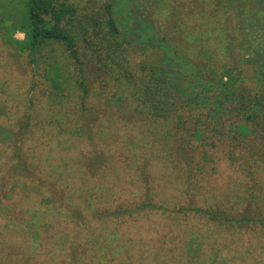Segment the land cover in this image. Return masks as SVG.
Returning a JSON list of instances; mask_svg holds the SVG:
<instances>
[{
    "label": "trees",
    "instance_id": "obj_1",
    "mask_svg": "<svg viewBox=\"0 0 264 264\" xmlns=\"http://www.w3.org/2000/svg\"><path fill=\"white\" fill-rule=\"evenodd\" d=\"M132 1L124 0L119 8L111 0H97L96 5L90 0L83 6L67 0H27L24 21L11 27L2 22L0 31L9 30L10 47L27 55L29 63L37 69H34L36 74L44 67L42 74L46 81H52L53 97L58 102L65 92L62 72L77 69L78 79L69 81L68 77L67 81L87 98L91 69L93 74H103L108 87L125 92L121 94L124 102L135 108L131 120L146 115L148 121L162 119L167 123L178 153L185 154L192 141L215 148L214 143L209 144L211 138L220 140L219 134L228 130L236 136L227 145L238 151L240 161L264 164V43L250 45L251 59L245 64L241 59L236 61L238 65H229L231 53L244 41L243 34L247 36L246 22L251 24L250 30L257 29L264 36V0H148L146 7ZM17 32L24 34L23 41L15 38ZM54 44L65 48L67 58L57 59L54 52H48ZM144 48L148 51L134 65L132 53ZM194 49L198 50L196 56ZM42 54L44 61L40 63ZM234 57L237 59V54ZM118 96L115 93L113 98L119 100ZM67 122L70 127L64 129L60 141L56 137H44L50 159L41 167L43 170L35 162L42 153L24 158L25 144L40 140L33 138L34 132L29 133L28 127L13 146L15 158L7 164L9 170L0 171L2 185L14 184L12 195L5 185L0 189L1 194L10 202L13 198L17 200L8 206L0 199V264H16L19 258L16 254L23 251L9 244V239L39 242L35 249L31 244L30 253L34 255L42 248L40 243L45 241L44 246H48L52 239L62 240L65 235L61 231L79 233L78 241L84 245L63 246L66 253L60 264H90L92 257L94 263L96 259L102 263L108 255L112 256L108 264L130 261L135 264L140 260L136 250L141 252L145 245L141 238L145 222L141 220L157 215L179 221L181 215L192 212L208 223L243 225L257 221L264 226L263 219L248 214L250 209L236 217L220 206H197L194 199L173 209L168 201L160 200L157 180L147 176L145 169L141 174L143 182L135 185L136 193L131 196L125 193L120 196L122 190L105 186L101 181L105 169L100 174L90 173L85 179L78 170V176L70 180L62 171V152L84 133L75 120ZM58 146L60 156V149L54 151ZM245 152L251 156L245 157ZM59 157L63 163H56ZM30 174L34 175L33 179L29 178ZM74 211L80 215L79 219L72 215ZM118 223L125 228L126 235L129 229L131 236H140L141 242L133 240L135 237H131L132 241L118 238ZM110 227L112 231L108 234L105 231ZM98 230L102 234L96 235ZM113 240L123 245V255L118 249L112 252ZM130 246L133 250L128 249L127 254ZM118 256L124 258L122 262ZM179 257L187 262L184 252Z\"/></svg>",
    "mask_w": 264,
    "mask_h": 264
},
{
    "label": "rangeland",
    "instance_id": "obj_2",
    "mask_svg": "<svg viewBox=\"0 0 264 264\" xmlns=\"http://www.w3.org/2000/svg\"><path fill=\"white\" fill-rule=\"evenodd\" d=\"M67 1L83 6L90 0ZM111 1L117 5L124 4V0ZM135 1L144 4L145 7L148 4V0ZM93 3L96 5L97 0H93ZM118 7L121 8L120 5ZM25 9L27 0H0V24L4 22L7 27H11L21 23L25 18ZM250 25L249 21L244 24L248 30L247 36L243 34L244 41L241 40L240 46L231 53L229 65H238L236 61L241 59L242 64L243 62L245 64V61L251 59L250 45L264 43L263 33L257 29L250 30ZM8 32L9 30L0 31V171L9 170L6 169L7 164L15 158L13 146L18 143L22 130L28 127L29 133L34 132L33 138L40 140L35 144L30 143L32 140L25 144L24 158L36 156L40 152L41 158L35 162L40 163V169L44 168L50 159V152L43 144L44 137H56L60 141L64 129L70 127L67 121L75 120V123L82 127L83 137L70 143V148H64L67 149L62 152L64 163L60 157L56 161V163L62 161V171H65L66 177L70 180L78 176V170L85 179L90 173L100 174L102 169H105L101 177L105 186L122 190L120 196H124V193L131 196L136 193L135 185L143 182L141 174L145 169L147 176L157 180L156 189L157 194L161 192L160 200L168 201L173 209L185 206L194 199L197 206L204 208L220 206L224 212L236 217L246 214L250 209L248 212L250 216L264 221V164L258 162L257 165L253 164V161L239 160L238 151L227 145L229 141H233L235 133L227 130L219 134L220 140L209 139V144L214 143L215 148L205 147L199 141H192L189 143L191 148L185 154L178 153L167 123L162 119L156 122L154 119L148 121L146 115L131 120L130 116L135 114V108L130 102H124L125 97H121V94L125 92L116 87H108V83L103 80V74H93L91 69L88 71L87 98L84 97L82 90L79 91L67 81L68 77L69 81L78 79L77 69L63 71V78L66 81L63 83L65 92H62L61 98H58L61 101L58 102L53 97L52 81H46L42 74L44 67L40 72L37 71V75L35 73L37 69L29 63L27 55L20 54L10 47L7 42ZM15 38L23 41L25 36L17 32ZM144 49L132 53L134 65L141 60L142 54L148 51ZM197 51L194 49V56L197 55ZM48 52H54L57 59L64 60L68 56L61 44H54L52 49L49 47ZM234 54H237V59ZM43 59L42 54L39 56V62L42 63ZM257 82V80L253 82L254 88ZM115 93L121 97L119 100L113 98ZM55 148L56 152L60 149L59 146ZM204 148L208 151L206 152ZM245 153V157L251 156L248 152ZM58 154L60 156L61 149ZM66 177L63 176L64 180ZM29 178L33 179L34 175L30 174ZM0 185L2 189L5 184ZM13 185V183L8 187L5 185L11 195L14 192L11 189ZM6 198L8 197L3 196L0 191L3 204L11 206L17 201L13 198L10 202V199ZM10 214L14 215L13 211ZM76 214L75 211L72 213L79 219L80 215ZM196 216L198 215L188 212L181 215L179 221H174V217L170 218L168 215H157L150 217V220L142 219L141 221L145 223L141 238L145 245H142L141 252L136 250L140 260H136L135 264L139 262L141 264V261L142 264H264V226L259 222L253 221L243 225L214 224L204 222ZM118 224H120L118 238L121 236L132 241L135 236H131L129 229L126 235L125 228L121 223ZM110 231L111 227L105 232L109 234ZM61 232L65 235L64 240L52 239L48 246H44V241L40 243L42 248L34 255L30 253L31 244L35 245L33 246L35 249L39 247V242L9 239V244H14L24 251L16 254L19 257L16 264H60L66 253L63 246L73 243L77 247L84 245L78 241L79 233L76 235L73 231ZM99 232L100 230L96 235ZM57 235L59 236L58 232ZM141 238L136 236L133 240L141 242ZM117 249L123 255V245L113 240L111 250L113 252ZM128 249L133 250L130 246L126 250L127 254L130 253ZM78 250L82 253L81 249ZM183 252L187 256L186 263L179 257ZM80 255L79 253V259ZM25 259L29 260L23 261ZM111 259L112 256L110 258L108 255L104 257L102 263L99 259L94 263L95 258L92 257L90 264H108ZM123 259H120L121 262ZM125 259L128 257L125 256ZM127 263L130 264L131 261Z\"/></svg>",
    "mask_w": 264,
    "mask_h": 264
}]
</instances>
